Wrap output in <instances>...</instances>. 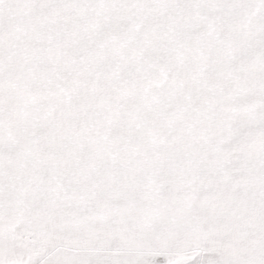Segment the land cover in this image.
<instances>
[{
	"label": "snow or ice",
	"instance_id": "1",
	"mask_svg": "<svg viewBox=\"0 0 264 264\" xmlns=\"http://www.w3.org/2000/svg\"><path fill=\"white\" fill-rule=\"evenodd\" d=\"M0 264H264V0H0Z\"/></svg>",
	"mask_w": 264,
	"mask_h": 264
}]
</instances>
